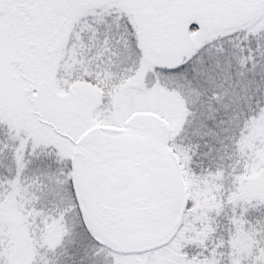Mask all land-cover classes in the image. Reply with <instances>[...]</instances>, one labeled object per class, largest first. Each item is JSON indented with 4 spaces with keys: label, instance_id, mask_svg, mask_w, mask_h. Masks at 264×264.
Masks as SVG:
<instances>
[{
    "label": "snow or ice",
    "instance_id": "1",
    "mask_svg": "<svg viewBox=\"0 0 264 264\" xmlns=\"http://www.w3.org/2000/svg\"><path fill=\"white\" fill-rule=\"evenodd\" d=\"M0 264H264V0H0Z\"/></svg>",
    "mask_w": 264,
    "mask_h": 264
}]
</instances>
